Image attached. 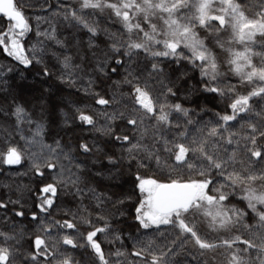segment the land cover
<instances>
[{"label":"snow or ice","instance_id":"snow-or-ice-1","mask_svg":"<svg viewBox=\"0 0 264 264\" xmlns=\"http://www.w3.org/2000/svg\"><path fill=\"white\" fill-rule=\"evenodd\" d=\"M0 55V264H264V0H0Z\"/></svg>","mask_w":264,"mask_h":264},{"label":"trees","instance_id":"trees-1","mask_svg":"<svg viewBox=\"0 0 264 264\" xmlns=\"http://www.w3.org/2000/svg\"><path fill=\"white\" fill-rule=\"evenodd\" d=\"M0 62H4V57L0 55ZM23 166H13L8 168V166H0V195L7 193L8 189L4 185H11L15 188L16 184L24 185L29 182V175H21L25 173L28 169L27 162H22ZM30 203V202H29Z\"/></svg>","mask_w":264,"mask_h":264}]
</instances>
